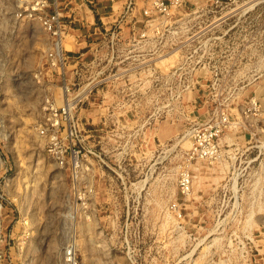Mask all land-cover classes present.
<instances>
[{"label":"rangeland","instance_id":"1","mask_svg":"<svg viewBox=\"0 0 264 264\" xmlns=\"http://www.w3.org/2000/svg\"><path fill=\"white\" fill-rule=\"evenodd\" d=\"M92 1L95 22L112 21L125 2ZM30 5L0 0V264H62L68 245L77 264H264V151H247L240 134L227 132L223 160L188 163L185 137L195 117L222 111L233 119L254 95L264 104V0H237L213 30L221 43L213 54L229 58L212 64L226 71L212 79L213 91L202 80L189 94H134L105 124L97 108L79 112L82 145L102 158L92 161L102 170L90 174L85 207L37 132L52 84L50 37ZM69 8L92 23L84 3ZM184 170L187 195L177 188Z\"/></svg>","mask_w":264,"mask_h":264},{"label":"built area","instance_id":"2","mask_svg":"<svg viewBox=\"0 0 264 264\" xmlns=\"http://www.w3.org/2000/svg\"><path fill=\"white\" fill-rule=\"evenodd\" d=\"M57 2L49 6L47 0H31L27 10L50 37L45 65L52 84L41 107L37 132L54 166L69 172L71 188L79 192L77 201L85 207L95 189L90 174L102 170L92 161L102 158L93 147L82 145L88 137L87 119L79 112L97 108L105 124L112 111L129 107L134 94H189L202 88V80L207 91H213L212 79L225 77L226 71L212 64L229 61L227 55L213 54L212 49L221 44L213 30L229 18L237 0H125L112 21L99 17L92 24L64 12ZM49 7L51 13H46ZM76 23L79 27L75 29ZM67 36L72 40L66 41ZM69 44L73 49H66ZM165 56L172 62L163 71L156 62ZM255 96L244 101L233 119L222 111L209 112L205 119L193 118L185 130L187 162L223 160L227 132L240 134L247 151L262 154L264 104ZM177 188L182 195L191 191L192 176L187 170L179 174ZM62 264H77L72 245L63 248Z\"/></svg>","mask_w":264,"mask_h":264},{"label":"crops","instance_id":"3","mask_svg":"<svg viewBox=\"0 0 264 264\" xmlns=\"http://www.w3.org/2000/svg\"><path fill=\"white\" fill-rule=\"evenodd\" d=\"M60 1L61 0H59V3H60ZM91 1V4H92V0H90ZM98 1V0H97ZM63 2H64V6L66 7L67 5H69V4H76V3H78V2H80V3H84V6L86 7V9L88 10V12H89V14H90V16H91V19H92V23H94L95 22V19H94V14H93V11L94 10H91V9H89V7H92L91 6V4H87V3H85L86 1L85 0H63ZM63 6V8H65ZM72 12H74L73 11V8H69L68 9V13H72ZM78 14V13H77ZM77 14L75 13V15L77 16ZM78 17L79 18H83V17H80L79 16V14H78ZM85 21H86V23L87 24H92V23H90L89 22V20H87L85 17L83 18Z\"/></svg>","mask_w":264,"mask_h":264},{"label":"bare ground","instance_id":"4","mask_svg":"<svg viewBox=\"0 0 264 264\" xmlns=\"http://www.w3.org/2000/svg\"><path fill=\"white\" fill-rule=\"evenodd\" d=\"M172 62V58L168 59L167 56L157 61V66L161 69H166L169 66V63ZM167 66V67H166Z\"/></svg>","mask_w":264,"mask_h":264}]
</instances>
